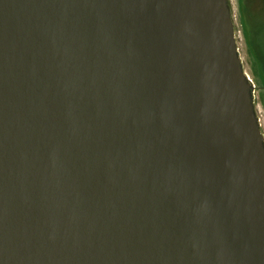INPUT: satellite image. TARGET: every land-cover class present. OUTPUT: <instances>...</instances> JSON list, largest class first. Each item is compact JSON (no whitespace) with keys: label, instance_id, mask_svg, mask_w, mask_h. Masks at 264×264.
<instances>
[{"label":"water","instance_id":"95a60500","mask_svg":"<svg viewBox=\"0 0 264 264\" xmlns=\"http://www.w3.org/2000/svg\"><path fill=\"white\" fill-rule=\"evenodd\" d=\"M228 0H0V264H264V136Z\"/></svg>","mask_w":264,"mask_h":264},{"label":"rangeland","instance_id":"374dc122","mask_svg":"<svg viewBox=\"0 0 264 264\" xmlns=\"http://www.w3.org/2000/svg\"><path fill=\"white\" fill-rule=\"evenodd\" d=\"M228 1H229V7L231 8V14H232V19L234 23L235 39H236V43L239 49V55L243 62V69L248 75H250L253 78L255 84H257L259 88L261 89L260 94L264 96V63H263V60H260V59L256 60L252 56L251 58L248 56V51H249V54L251 53L253 54V46L251 45L247 46L244 40V33L249 39L250 38L253 39L254 36L263 38L264 24H263V27L262 26L255 27L253 23H260L261 25L262 23L260 21L255 20L256 18L255 15L249 14L246 11L251 20H249L246 17L245 22H244V27H243L242 25L243 17L241 18V12L238 9L237 0H228ZM257 30L259 31L258 33L260 35H258ZM254 48L256 50L262 49L260 45H256ZM249 58L251 59L250 60L252 63L251 65L253 67V69L251 70H250V65L248 61ZM255 112L259 120L262 135L264 136V107L261 106L260 103L259 104L255 103Z\"/></svg>","mask_w":264,"mask_h":264},{"label":"flooded vegetation","instance_id":"af4514ba","mask_svg":"<svg viewBox=\"0 0 264 264\" xmlns=\"http://www.w3.org/2000/svg\"><path fill=\"white\" fill-rule=\"evenodd\" d=\"M237 4H238V9L240 10L241 12V18L243 17L242 19V25L244 27V22H245V19L246 17L250 19V17L248 16L247 12L249 14H253L256 16L255 20L257 21H260L262 23V25L260 23H253V25L255 27H260L262 26L263 27V24H264V0H237ZM247 11V12H246ZM259 31L257 30V33ZM258 35H260L258 33ZM262 35V34H261ZM244 40L246 42V45L249 46H253V54H249V51H248V56L251 58V56L253 58H255L256 60L257 59H260V60H263V63H264V36L263 38L261 37H256L254 36L253 39H249L247 38L246 34L244 33ZM256 45H260L262 47L261 50H256L254 47ZM249 50V49H248ZM249 58V65H250V70L253 69L252 67V63H251V59ZM251 81H253L254 85H255V103L257 104H261V106L264 107V96H262V94H260V91L261 89L259 88V86L257 84H255L253 78L249 75Z\"/></svg>","mask_w":264,"mask_h":264}]
</instances>
